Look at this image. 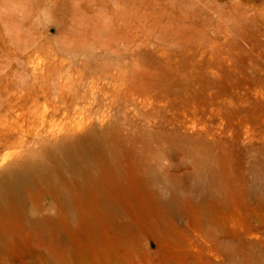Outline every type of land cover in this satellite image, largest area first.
<instances>
[{
	"label": "rangeland",
	"instance_id": "rangeland-1",
	"mask_svg": "<svg viewBox=\"0 0 264 264\" xmlns=\"http://www.w3.org/2000/svg\"><path fill=\"white\" fill-rule=\"evenodd\" d=\"M40 165L32 218L99 217L93 179L142 212L28 228L14 264H264V0H0V174Z\"/></svg>",
	"mask_w": 264,
	"mask_h": 264
},
{
	"label": "bare ground",
	"instance_id": "bare-ground-1",
	"mask_svg": "<svg viewBox=\"0 0 264 264\" xmlns=\"http://www.w3.org/2000/svg\"><path fill=\"white\" fill-rule=\"evenodd\" d=\"M103 145L102 141L99 142V146L104 147ZM95 148L98 151L94 150V154L92 152L94 156L99 152L104 158L106 157V150L104 148ZM66 156V160L70 163V168L73 171L86 173V170L80 167V161L84 159V155L80 150L76 148L69 149L66 151ZM44 169V165H40L36 169L18 167L10 168L5 173L0 174V264H14L13 255L15 250L17 248L22 250V243L16 241L15 235L21 234V232L23 234L29 228L31 234H36L39 238H43V231L50 221L57 225L53 227V231L46 233L44 238L51 240L58 247H62L65 241L61 229L67 227L73 231V226L78 219H84L85 221L84 227L82 229L79 227V233H83V236L88 241L90 239L95 240L97 235L96 222H99V220L104 223L106 222L119 238H129L131 236L132 227L127 218H138L142 211L135 208H132L130 211L124 210L120 201L115 197H111L110 194L112 193L109 190L108 183H104L102 179H93L90 184L95 194L96 203L98 204L99 217H92V220L89 219L90 217H87L86 213L78 211L80 204H82L81 201L73 206L64 194L60 197L61 211L57 220L52 218H32L28 216L23 207L25 204V195L32 190V186L36 181L42 179ZM57 188L61 191L64 190L61 186ZM78 188L83 190L84 186ZM160 207L164 208V213L168 217L174 214H180L179 211L177 212L175 210L173 199L163 201ZM26 220L28 225L26 224Z\"/></svg>",
	"mask_w": 264,
	"mask_h": 264
}]
</instances>
